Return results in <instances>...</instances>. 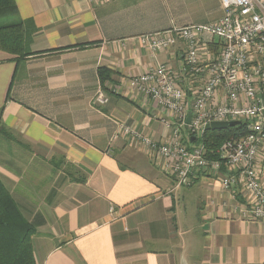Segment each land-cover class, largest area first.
<instances>
[{"label": "crops", "instance_id": "1", "mask_svg": "<svg viewBox=\"0 0 264 264\" xmlns=\"http://www.w3.org/2000/svg\"><path fill=\"white\" fill-rule=\"evenodd\" d=\"M14 3L27 45L0 51V181L36 226L35 264H264V221L234 211L237 190L202 174L176 188L147 148L113 139L123 124L165 144V114L129 81L157 65L181 75L184 44L153 55L146 40L215 23L219 1Z\"/></svg>", "mask_w": 264, "mask_h": 264}, {"label": "built area", "instance_id": "2", "mask_svg": "<svg viewBox=\"0 0 264 264\" xmlns=\"http://www.w3.org/2000/svg\"><path fill=\"white\" fill-rule=\"evenodd\" d=\"M218 1L222 15L215 23L176 28L146 40L153 55L182 42L181 75L157 65L129 81L131 91L154 101L165 114L159 120L168 132L165 144L123 124H116L113 139L124 136L147 148L176 188L190 187L202 174L224 191L237 190L241 200L234 211L244 220L264 221V0ZM182 77L190 83L187 90ZM107 102L100 86L93 104ZM217 122H239L245 134L225 140L209 157L201 139Z\"/></svg>", "mask_w": 264, "mask_h": 264}, {"label": "trees", "instance_id": "3", "mask_svg": "<svg viewBox=\"0 0 264 264\" xmlns=\"http://www.w3.org/2000/svg\"><path fill=\"white\" fill-rule=\"evenodd\" d=\"M23 22L19 20L14 0H0V51L17 57L24 56L27 40L23 34ZM100 83L109 80L106 70L99 71ZM243 125L224 131L208 130L201 144L209 157L229 138L244 136ZM190 141V140H189ZM190 145L189 142H187ZM36 226L28 222L0 181V264H35L31 239Z\"/></svg>", "mask_w": 264, "mask_h": 264}, {"label": "water", "instance_id": "4", "mask_svg": "<svg viewBox=\"0 0 264 264\" xmlns=\"http://www.w3.org/2000/svg\"><path fill=\"white\" fill-rule=\"evenodd\" d=\"M189 120H190V115L187 116L185 123L188 124ZM239 125H240L239 122H229V123L217 122V123L210 124V126L207 128V130L224 131V130H227L228 128H234V127H237ZM195 140L196 139L194 137H192L191 142L194 143Z\"/></svg>", "mask_w": 264, "mask_h": 264}, {"label": "rangeland", "instance_id": "5", "mask_svg": "<svg viewBox=\"0 0 264 264\" xmlns=\"http://www.w3.org/2000/svg\"><path fill=\"white\" fill-rule=\"evenodd\" d=\"M219 19H220V18H219ZM219 19H218V20H219ZM218 20H217V21H218Z\"/></svg>", "mask_w": 264, "mask_h": 264}]
</instances>
